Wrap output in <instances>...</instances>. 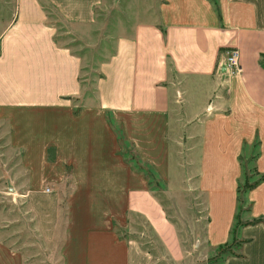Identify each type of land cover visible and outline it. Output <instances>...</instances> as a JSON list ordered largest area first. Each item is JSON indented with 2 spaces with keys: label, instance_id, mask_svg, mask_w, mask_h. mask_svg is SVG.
Here are the masks:
<instances>
[{
  "label": "crops",
  "instance_id": "crops-1",
  "mask_svg": "<svg viewBox=\"0 0 264 264\" xmlns=\"http://www.w3.org/2000/svg\"><path fill=\"white\" fill-rule=\"evenodd\" d=\"M146 3L133 7L126 23L105 16L114 51L91 76L90 60L71 43L95 44L113 1L15 0L1 28L0 114L9 145L26 152L25 162L36 157L41 164L10 177L19 179L12 194L25 199L38 239L57 248L60 264H197L178 213L172 216L159 195L205 196L204 218L194 225L217 249L231 240L236 222L243 137L252 144L259 136L254 167L264 176V0H158L153 14ZM232 48L242 64L233 76L219 70ZM53 113L62 118L43 119ZM119 135L138 167L122 152ZM221 182L234 205L217 229L212 201ZM247 201L249 221L264 216V182ZM5 217L0 211V264H32ZM258 221L241 229L243 248L225 264H264ZM149 232L161 251L144 243Z\"/></svg>",
  "mask_w": 264,
  "mask_h": 264
},
{
  "label": "rangeland",
  "instance_id": "rangeland-1",
  "mask_svg": "<svg viewBox=\"0 0 264 264\" xmlns=\"http://www.w3.org/2000/svg\"><path fill=\"white\" fill-rule=\"evenodd\" d=\"M110 3L113 1L114 9L113 11L109 10L108 12H102V29L95 34L94 43L91 46H88L86 43L82 41H75L72 42V46L75 47L77 52L82 56L86 57L90 60L89 64L90 68L87 69L89 71V76L93 73V68L96 64L100 63V61L108 58L114 51V35L111 33L112 27H110V32L106 34L104 32V27L106 25V18L105 16H112L113 20L111 23L115 22H124L128 21V17L131 16L132 8L134 10L139 11L140 4L142 0H109ZM147 3V7L145 8L146 14H153L154 11L158 8V0H145ZM211 2L215 3L216 0H210ZM15 10V0H0V33L3 32V27L11 20V16H13ZM136 14V13H135ZM2 28V29H1ZM239 113V112H238ZM228 114V113H227ZM239 115V116H238ZM236 115L234 118H239L240 114ZM33 116V115H32ZM62 116L60 114H49L46 115L43 119L50 120V121H57ZM231 118V117H230ZM232 119V118H231ZM243 119V118H242ZM228 120V119H227ZM233 120V119H232ZM30 122L37 123L38 120L33 119ZM248 122V121H246ZM112 123V121H111ZM118 130V129H117ZM226 130H232L231 127H228ZM119 131V130H118ZM9 124L6 120L5 116L0 114V174H3V178L0 179V211L5 214L6 221L5 223L11 224L13 239L17 242L18 246H23V248L32 253L30 254V259H33L32 264H60L59 260L55 258L57 248H52L50 244L45 243L43 239H38L40 236L39 230H36L34 227V221H32L31 214H29V210L27 209V203L25 199H21V196L13 195L12 188L17 187L16 185L19 183V179L11 180L10 177H17L18 175L22 174L24 176L27 170L31 169H38L40 165L36 161V157L29 162H25L26 152L21 149H15L10 147L9 145ZM248 133V131H246ZM251 133V131H250ZM238 134V133H237ZM120 137V146L122 152L126 155L127 158L134 161V165L138 167L139 161L137 160L136 154L134 149L131 147L130 144ZM248 137H243V141L245 146L243 147V154L238 158L239 163L242 166V175L237 180L236 186H238V213L236 216V222L232 230V237L231 240L221 245L219 248L215 249L211 246H208L206 243V239L204 238L205 233L203 229L200 227H196L197 225L195 221L201 218H204V209L203 204H205V196L203 195H172L168 197L166 194H160L159 197L161 198L163 204L167 207H170L172 216H175L178 213L177 222L179 224V229L181 230V235L183 238L187 240L186 245H192V251L198 256V263L197 264H225V260L228 257L235 256L243 248L245 241L241 239V229L245 226L253 225L254 220H261L264 224V216L249 221L247 211H251V205L249 201H247V196L249 192L256 188L258 184L264 182L263 174H257L255 170V161L260 154V139L259 136L256 135L253 143H249ZM251 144V145H250ZM16 151H15V150ZM226 187L229 186V179H230V172L232 171L229 162L230 157L228 156L230 152V147L226 144ZM52 155V152L50 151ZM146 172L148 176L151 177L152 171L145 167L141 168ZM53 170H56L53 169ZM211 171V169H210ZM152 186L155 189L164 190V183L159 182L157 179L151 178ZM222 184V182H221ZM221 186V185H220ZM225 184H222L220 189L215 193V197L212 201V215L216 219V228L222 225L225 217L231 212L233 208V198H229L230 190L223 189ZM69 194L66 193L65 197ZM198 204V205H197ZM199 204L200 207H199ZM173 205L177 206V210L173 209ZM200 209L199 213L196 209V206ZM197 217V218H196ZM238 219V220H237ZM12 221V223H10ZM204 221H201L204 224ZM206 223V222H205ZM205 230V229H204ZM123 232L122 234H124ZM142 239H145V244L147 245L148 249H154L157 251H161L163 247L159 242H157L155 236L149 232L147 237L142 236ZM18 240V241H17ZM33 241V242H32ZM193 243V244H191ZM202 254L207 256L208 259H201ZM33 256V257H31ZM207 258V257H206Z\"/></svg>",
  "mask_w": 264,
  "mask_h": 264
},
{
  "label": "built area",
  "instance_id": "built-area-1",
  "mask_svg": "<svg viewBox=\"0 0 264 264\" xmlns=\"http://www.w3.org/2000/svg\"><path fill=\"white\" fill-rule=\"evenodd\" d=\"M226 59L223 64H220L219 70L224 74L231 76L238 75L242 72L241 52L237 48H232L225 51Z\"/></svg>",
  "mask_w": 264,
  "mask_h": 264
},
{
  "label": "trees",
  "instance_id": "trees-1",
  "mask_svg": "<svg viewBox=\"0 0 264 264\" xmlns=\"http://www.w3.org/2000/svg\"><path fill=\"white\" fill-rule=\"evenodd\" d=\"M259 222V221H258Z\"/></svg>",
  "mask_w": 264,
  "mask_h": 264
}]
</instances>
